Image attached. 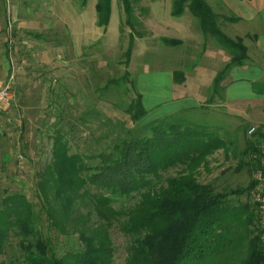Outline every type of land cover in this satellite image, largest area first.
<instances>
[{"label": "trees", "instance_id": "obj_1", "mask_svg": "<svg viewBox=\"0 0 264 264\" xmlns=\"http://www.w3.org/2000/svg\"><path fill=\"white\" fill-rule=\"evenodd\" d=\"M138 1L121 0L122 25L132 29L127 59L136 37H144L134 29ZM111 4L99 0L102 27L110 21ZM187 10L231 56L209 105L220 94L224 101L230 68L252 63L248 48L243 38L219 28L221 16L206 0H173L174 16ZM184 80V73L176 71L175 81ZM109 89L110 84L96 92L103 96ZM133 89L136 98L124 110L131 124L107 116L97 126L101 135L93 139L99 150L73 152L76 125L67 130L63 119L54 124L51 159L33 175L34 199L10 188L0 197V264H264L259 208L250 201L254 175L264 170V123L252 134L247 123L220 135L183 111L142 126L148 112L135 82ZM253 91L264 95V82H254ZM94 105L81 117L83 126L98 119ZM220 150L237 160L236 173L247 171V187L219 191L212 182H200V171L209 170V157ZM243 195L246 203L239 201ZM115 232L129 239L123 262L115 261ZM9 250L15 255L10 261Z\"/></svg>", "mask_w": 264, "mask_h": 264}, {"label": "rangeland", "instance_id": "obj_2", "mask_svg": "<svg viewBox=\"0 0 264 264\" xmlns=\"http://www.w3.org/2000/svg\"><path fill=\"white\" fill-rule=\"evenodd\" d=\"M206 1L215 13L225 16L217 22L226 35L242 37L245 45H252V37H245L254 33L255 26L248 21L253 10L247 9L246 0ZM98 3L99 0H0V73L3 80L13 76L14 93L10 102L0 104V197L10 188L22 190L34 199L33 175L51 159L54 124L59 119H63L67 130L76 125L75 139L70 143L73 152L99 150L93 139L101 135L97 126L106 122L107 116L131 124L124 110L136 98L133 82L142 95L141 87L146 94L152 84H161L163 74L181 71L187 77L188 88L178 91L202 98L213 94L215 81L230 62V54L205 35L199 21L188 10L182 16L173 15V0L135 3L134 29L144 37H136L127 59L125 53L130 48L132 29L122 25L126 15L121 0H112L106 27L99 24ZM165 39L180 43L166 44ZM108 84L109 91L100 96L97 89L102 92ZM220 95L203 110H187L186 117L212 126L220 135L235 131L240 124L258 128L263 123L259 111L253 120L241 114L233 115L230 108L223 106ZM90 104L97 106L100 115L90 125L83 126L80 120ZM151 120L145 117L140 124L154 121ZM209 160V170L200 171L201 183L212 182L219 191L223 187L249 185L247 171L236 173L237 160L227 159L222 150ZM256 189L257 182L250 201L259 208L264 244L261 203L256 199ZM239 201L246 203L248 198L243 195ZM112 240L115 261L123 262L129 239L115 232ZM13 242L16 245L18 241ZM14 256L9 250L8 261Z\"/></svg>", "mask_w": 264, "mask_h": 264}, {"label": "crops", "instance_id": "obj_3", "mask_svg": "<svg viewBox=\"0 0 264 264\" xmlns=\"http://www.w3.org/2000/svg\"><path fill=\"white\" fill-rule=\"evenodd\" d=\"M246 1L249 3L247 9L253 10L252 15H248V21L254 22L255 25L253 26L254 33L245 35V37L251 36L253 40L252 45L246 44L252 63L230 68L227 78L223 82L225 88L223 106L230 108L233 115L238 116L237 114H241L246 119L251 117V120L255 117V113L259 111L260 117L264 120V95L253 91L254 82H264V0ZM220 16L225 17L224 15ZM160 79L161 84H152L151 91L147 92V90L146 94L145 90L142 87L140 88L142 103L148 112L147 120H156L163 116L190 111L193 108L203 110L206 106H209L210 95H203L200 98L178 91V89L183 91L188 88L186 76L183 83L175 81V71L163 74ZM153 114L156 116L152 118L150 115Z\"/></svg>", "mask_w": 264, "mask_h": 264}, {"label": "built area", "instance_id": "obj_4", "mask_svg": "<svg viewBox=\"0 0 264 264\" xmlns=\"http://www.w3.org/2000/svg\"><path fill=\"white\" fill-rule=\"evenodd\" d=\"M12 80L13 76L9 77L6 80H3L2 75L0 73V104L2 102H10L13 98V91H12ZM255 128L253 127L249 134L254 132ZM256 181H257V192H256V199L258 202L261 203V211H262V226L264 228V170L257 172L256 174Z\"/></svg>", "mask_w": 264, "mask_h": 264}]
</instances>
